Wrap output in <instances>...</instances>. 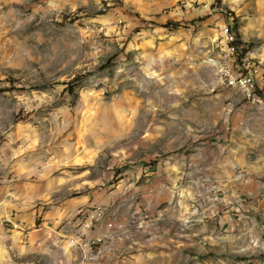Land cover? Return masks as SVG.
I'll use <instances>...</instances> for the list:
<instances>
[{"label":"rangeland","instance_id":"obj_1","mask_svg":"<svg viewBox=\"0 0 264 264\" xmlns=\"http://www.w3.org/2000/svg\"><path fill=\"white\" fill-rule=\"evenodd\" d=\"M249 179L264 183V0H0V264H88L107 240L72 241L86 198L119 190L133 213L163 183L193 209ZM246 221L137 264H264Z\"/></svg>","mask_w":264,"mask_h":264},{"label":"crops","instance_id":"obj_2","mask_svg":"<svg viewBox=\"0 0 264 264\" xmlns=\"http://www.w3.org/2000/svg\"><path fill=\"white\" fill-rule=\"evenodd\" d=\"M158 174L159 179H167L168 174ZM218 186L213 189V205L200 203L193 209L187 197H176L163 183L152 185L148 195L137 197V211L133 213L122 209V202L127 199L119 196V190L103 193L93 200L86 198L83 206L102 207L105 212L88 230L78 231L84 224L77 223L71 233L72 241L82 232L88 234L89 239L107 240V247L99 249L101 253L89 254L88 264H137L140 251L156 253L179 247H200L203 239L211 241L220 234L231 236L235 232H245L244 227L239 228L238 221L245 226L246 218L253 226L250 233L257 232L263 238L264 225L260 223L263 224L264 217L257 213L264 209V199L258 201L264 198V183L254 179L241 183L230 180ZM143 204L148 208L140 209Z\"/></svg>","mask_w":264,"mask_h":264},{"label":"built area","instance_id":"obj_3","mask_svg":"<svg viewBox=\"0 0 264 264\" xmlns=\"http://www.w3.org/2000/svg\"><path fill=\"white\" fill-rule=\"evenodd\" d=\"M229 51L231 53L235 52L234 48H230ZM236 75L233 72V75H229V85L231 87H238L240 89H243L247 92V96H248V100L256 105L257 104V96L254 95V91H255V86L251 85V78H249L246 75L240 76V77H235ZM102 211L103 208L101 207H97L95 208V210H93L92 212L89 213L87 220L84 221L86 223H91L94 224L95 222H97L100 218V216L102 215ZM105 242L103 239H99L97 241H95V245L94 246H98L100 243ZM93 246H90V248H92Z\"/></svg>","mask_w":264,"mask_h":264},{"label":"trees","instance_id":"obj_4","mask_svg":"<svg viewBox=\"0 0 264 264\" xmlns=\"http://www.w3.org/2000/svg\"><path fill=\"white\" fill-rule=\"evenodd\" d=\"M217 3L219 5H222V0H217ZM224 10L226 12V18L228 19V22H229L228 30H229L230 33L235 34V36L231 35L234 38V42L231 43V45L234 47L236 53H238L239 49L237 47H241L242 44H240L238 42V45L236 47V43L237 42L235 40L240 41V33H239V23H240V20L237 18V16L235 15L234 12L230 11L227 8H224ZM254 95H256L257 97H260L258 95L257 88L254 91Z\"/></svg>","mask_w":264,"mask_h":264},{"label":"bare ground","instance_id":"obj_5","mask_svg":"<svg viewBox=\"0 0 264 264\" xmlns=\"http://www.w3.org/2000/svg\"><path fill=\"white\" fill-rule=\"evenodd\" d=\"M229 73L228 74H226V76L229 78ZM250 78V77H249ZM251 85H253V86H255V82H254V80L251 78ZM257 101H259V99H257ZM105 212V211H104ZM102 214H103V211H102ZM104 243L105 242H102V243H100L99 245L100 246H102V245H104ZM95 245V241L93 242V244H92V246H94Z\"/></svg>","mask_w":264,"mask_h":264}]
</instances>
